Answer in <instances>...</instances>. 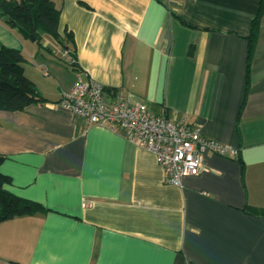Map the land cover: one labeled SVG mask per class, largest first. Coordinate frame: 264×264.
Instances as JSON below:
<instances>
[{
  "label": "crops",
  "instance_id": "0c3cea01",
  "mask_svg": "<svg viewBox=\"0 0 264 264\" xmlns=\"http://www.w3.org/2000/svg\"><path fill=\"white\" fill-rule=\"evenodd\" d=\"M53 1L79 70L35 57L25 75L48 102L0 111L5 189L49 210L0 223V264H264V14L247 88L262 0ZM26 43L0 19V45L26 59ZM80 77L239 157L208 154L200 176L166 184L121 130L54 107Z\"/></svg>",
  "mask_w": 264,
  "mask_h": 264
},
{
  "label": "built area",
  "instance_id": "2783aa9c",
  "mask_svg": "<svg viewBox=\"0 0 264 264\" xmlns=\"http://www.w3.org/2000/svg\"><path fill=\"white\" fill-rule=\"evenodd\" d=\"M54 107L84 119L89 125L121 130L156 156L166 184L176 187L182 188L186 179L202 174L203 158L208 154L239 157L238 150L205 137L197 126L157 115L148 106L133 103L122 93L92 79L80 77Z\"/></svg>",
  "mask_w": 264,
  "mask_h": 264
},
{
  "label": "trees",
  "instance_id": "16d2710c",
  "mask_svg": "<svg viewBox=\"0 0 264 264\" xmlns=\"http://www.w3.org/2000/svg\"><path fill=\"white\" fill-rule=\"evenodd\" d=\"M264 14V0L260 11L252 22L248 36L247 88L250 85L252 57L258 40L260 21ZM61 11L53 0H0V19L6 26L23 39L42 45L44 37L57 42L68 52L67 64L79 70L76 43L72 32L60 33ZM48 49V48H47ZM51 53L52 51L48 49ZM74 61V62H73ZM25 56L21 50L0 45V111L19 112L31 105H44L48 101L41 95L35 84L25 75ZM7 160L0 154V167ZM12 179L0 172V223L16 217L30 216L47 212L46 208L35 202L19 198L5 189ZM248 209H245L247 212Z\"/></svg>",
  "mask_w": 264,
  "mask_h": 264
},
{
  "label": "rangeland",
  "instance_id": "374dc122",
  "mask_svg": "<svg viewBox=\"0 0 264 264\" xmlns=\"http://www.w3.org/2000/svg\"><path fill=\"white\" fill-rule=\"evenodd\" d=\"M51 40H52L51 41L52 46L50 47H52V49L55 50V53L53 52L51 53L45 46H43V44L39 45L38 43H36V41L34 42L33 40H27L26 49H25L27 61L24 63V65L31 64L32 61L35 60V57L44 58L47 61H52L60 65L61 71L67 74L68 76L69 73L70 74L73 73L72 68L67 64V61H66L67 59L64 57V53L62 51L59 53H56L57 50L55 49V47L61 50V46L57 42H55L53 39Z\"/></svg>",
  "mask_w": 264,
  "mask_h": 264
},
{
  "label": "water",
  "instance_id": "95a60500",
  "mask_svg": "<svg viewBox=\"0 0 264 264\" xmlns=\"http://www.w3.org/2000/svg\"><path fill=\"white\" fill-rule=\"evenodd\" d=\"M32 40L35 42L36 41V38L35 37H32Z\"/></svg>",
  "mask_w": 264,
  "mask_h": 264
}]
</instances>
